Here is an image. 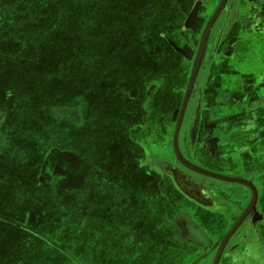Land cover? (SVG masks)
I'll list each match as a JSON object with an SVG mask.
<instances>
[{
	"label": "flooded vegetation",
	"instance_id": "flooded-vegetation-1",
	"mask_svg": "<svg viewBox=\"0 0 264 264\" xmlns=\"http://www.w3.org/2000/svg\"><path fill=\"white\" fill-rule=\"evenodd\" d=\"M256 1L264 6V0ZM220 2L174 0L176 12L168 11L170 20L163 24L165 28L170 22L173 24L169 26L171 33L162 34L166 29L160 22L150 36H145L151 44L131 55V77L119 83L122 73L115 72L109 83L100 85L103 89H92L91 85L93 105L88 108L78 102L70 109L76 117L69 122L72 130H59L61 122L53 120L52 127L57 130L54 138L46 136L43 142L37 177L32 175L39 157L35 154L29 164L20 168L24 179L19 185L25 191L17 194L22 190L16 185L4 201V205L9 201L17 206L19 215H25L27 223L24 227L15 224L17 231L40 239L50 250L47 254L67 264H155L160 260L149 263L148 259H125L122 254L131 251L155 256L161 249L180 254L190 248L196 253L187 257V264L214 262L222 240L215 245L189 210L181 209L176 218L170 219L174 206L183 199L191 204L192 211L221 215L218 224L225 228L229 220L234 225L246 211L253 192L239 185L234 191L233 206L227 205L223 195L226 182L196 173L178 160L173 140L183 102L175 106L172 92L162 97L159 78L162 64L172 75L180 71L181 62L173 54L192 58V53L197 52L198 31L203 27L202 36ZM246 2L228 0L211 31L201 69L208 54H216L228 24L239 15L234 11ZM195 8L197 14L191 22ZM188 23L191 27L186 29ZM199 105L200 89L196 82L178 144L188 162L203 168L190 153L194 136L200 132ZM91 113L89 123L87 116ZM162 149H169L170 156L161 157L158 152ZM67 151L74 155L64 154ZM258 182L260 186L252 183L258 192L256 206L230 239L219 264H264V181ZM184 213L185 223L180 220ZM178 243H187V247L179 246L177 252ZM170 256V261H175L173 254Z\"/></svg>",
	"mask_w": 264,
	"mask_h": 264
},
{
	"label": "rangeland",
	"instance_id": "rangeland-1",
	"mask_svg": "<svg viewBox=\"0 0 264 264\" xmlns=\"http://www.w3.org/2000/svg\"><path fill=\"white\" fill-rule=\"evenodd\" d=\"M176 9L174 0H0L1 264H67L47 254L50 250L40 239L17 231L14 225L24 227L25 215H19L17 206L9 201L4 205L11 188L18 185L16 188L22 190H18L19 195L25 191L19 185L24 176L17 167H24L31 159L25 150L27 140L32 144L25 135L32 126L27 117L40 123L43 106L49 109L78 102L86 104L89 86L103 89L100 85L109 83L115 72L122 73L119 83L131 77V55L148 49L151 43L145 36H150L160 22L163 26L169 21L168 11L174 13ZM196 14L195 8L189 21ZM171 25L170 22L166 28L160 26L166 29L162 34L168 36ZM190 27V23L185 25L186 29ZM202 29L196 37L198 46ZM198 50L192 53V58L173 54L181 62L180 71L174 72L176 75L162 64L161 95L175 93V106L183 102ZM164 77L168 79L166 82L162 80ZM61 127L73 129L67 123H61ZM37 132L32 139L39 155L32 170L35 178L44 148L40 131ZM161 253L156 251L154 256L129 251L122 258L148 259L152 263L153 259L162 260ZM166 258L164 255L163 261Z\"/></svg>",
	"mask_w": 264,
	"mask_h": 264
},
{
	"label": "crops",
	"instance_id": "crops-1",
	"mask_svg": "<svg viewBox=\"0 0 264 264\" xmlns=\"http://www.w3.org/2000/svg\"><path fill=\"white\" fill-rule=\"evenodd\" d=\"M257 2L247 0L244 6L238 8L239 11H234V14L238 12L239 15L228 24L216 54H208V59L198 75L196 82L200 89L201 126L198 135L194 136V148L190 153L206 170L246 179L260 186L258 181H264V6ZM89 87L88 98L84 97L88 108L93 105L94 96L91 86ZM73 107L75 106L65 104L47 109L43 106L40 123L38 119L26 116L32 125L27 129L29 133L25 134L32 141L31 144L27 140L25 147L26 155L31 154V160L38 154V150L33 147L38 146L33 144L32 140L36 138L37 131H40L41 144L46 136L51 135L50 137L54 138L57 127H52V123L55 121L72 126L69 122L76 118L70 114ZM87 117L90 123L92 113ZM59 119L61 121H57ZM59 130L63 131L62 128ZM64 154L74 155L68 151ZM158 154L161 157H169L170 150L162 149ZM17 168L20 170L21 167ZM225 185L227 189L223 195L227 199L226 204L232 205L235 200L234 191L241 184ZM181 201L182 203L174 206L176 209L171 217L169 216L170 219L176 218L181 209L191 211L193 220L211 237L215 245L233 225V221L229 220L225 228L221 227L218 224V220L223 218L221 215L205 213L195 208V211H192L193 207L188 201ZM186 215L187 213H184V216L180 217L181 222H186ZM186 244L178 243L176 251L179 246L187 247ZM162 251L167 255L164 261ZM161 252L162 260L155 264H187L185 261L193 256L196 250L190 248L186 253H172L175 261H170L172 254L169 251L161 249Z\"/></svg>",
	"mask_w": 264,
	"mask_h": 264
},
{
	"label": "water",
	"instance_id": "water-1",
	"mask_svg": "<svg viewBox=\"0 0 264 264\" xmlns=\"http://www.w3.org/2000/svg\"><path fill=\"white\" fill-rule=\"evenodd\" d=\"M228 0H221L219 6L217 7V9L215 10L214 14L212 15V17L209 19L208 23L206 24V27L202 33L201 39H200V43H199V50L198 53L196 55V59L194 62V66L191 72V76H190V80L184 95V99H183V103H182V107H181V111H180V115H179V119L176 125V130H175V134H174V151L176 154V157L178 158V160H180V162L182 164H184L185 166H187L188 168H190L191 170H193L196 173H199L201 175L210 177V178H214L217 180H221L224 181L226 183H231V184H241L244 185L248 188H250L252 190V199L251 202L249 204V207L246 209V211L240 216V218L235 222V224L232 226V228L229 230V232L224 236V238L222 239L214 262L213 264H219L223 252L227 246V244L229 243L230 239L233 237V235L236 233V231L238 230V228L241 226V224L243 223L244 219L246 218V216L248 215L249 211L254 208L256 206V203L258 201V192L256 187L252 184V182L247 181L245 179L242 178H236V177H230V176H225V175H221V174H217L214 172H210L207 171L203 168H200L190 162H188L182 155L180 148H179V144H178V138H179V133H180V129L182 126V122L184 119V115L188 106V103L190 101V98L192 96L198 75L200 73L202 64H203V60L207 51V47H208V42H209V38H210V34L211 31L215 25V23L217 22L219 16L221 15V13L225 10L226 8V4H227Z\"/></svg>",
	"mask_w": 264,
	"mask_h": 264
}]
</instances>
